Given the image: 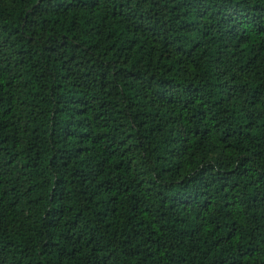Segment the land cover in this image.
<instances>
[{
	"label": "trees",
	"instance_id": "16d2710c",
	"mask_svg": "<svg viewBox=\"0 0 264 264\" xmlns=\"http://www.w3.org/2000/svg\"><path fill=\"white\" fill-rule=\"evenodd\" d=\"M0 264H264V0H0Z\"/></svg>",
	"mask_w": 264,
	"mask_h": 264
}]
</instances>
